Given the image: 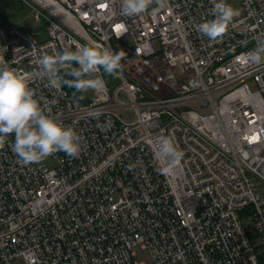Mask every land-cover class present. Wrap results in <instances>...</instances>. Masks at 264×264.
Masks as SVG:
<instances>
[{
  "label": "built area",
  "instance_id": "built-area-1",
  "mask_svg": "<svg viewBox=\"0 0 264 264\" xmlns=\"http://www.w3.org/2000/svg\"><path fill=\"white\" fill-rule=\"evenodd\" d=\"M17 1L44 29L0 25V56L82 151L25 165L14 134L0 143V264H145L136 246L149 264H261L264 63L249 57L264 0H235L242 13L216 39L196 27L214 0H152L134 15L122 0ZM96 44L125 56L115 75L93 74L106 86L90 96L35 75L44 54Z\"/></svg>",
  "mask_w": 264,
  "mask_h": 264
},
{
  "label": "clouds",
  "instance_id": "clouds-1",
  "mask_svg": "<svg viewBox=\"0 0 264 264\" xmlns=\"http://www.w3.org/2000/svg\"><path fill=\"white\" fill-rule=\"evenodd\" d=\"M152 0H122L121 10L125 15L143 12ZM212 19H205L196 27L209 39L222 36L240 10L227 0H214ZM123 51L113 52L103 45H76L74 50L48 55L38 61L39 71L35 75L47 77L50 84L59 86L62 82L60 70L66 69L71 77L70 86L81 92L104 88L105 80L93 75L102 69L106 74L115 75L123 68ZM249 59L256 64L264 63V38H257L256 47ZM75 62V66H73ZM30 81L26 76L11 69L0 56V143L8 134H14L12 150L22 164L39 162L49 155L62 151L71 157H77L82 151L81 136L71 126H64L46 114L35 97ZM98 118V111L91 112ZM111 121H105L103 127H110ZM99 126V125H98ZM160 150L178 161L182 153L165 137L160 142Z\"/></svg>",
  "mask_w": 264,
  "mask_h": 264
},
{
  "label": "rangeland",
  "instance_id": "rangeland-1",
  "mask_svg": "<svg viewBox=\"0 0 264 264\" xmlns=\"http://www.w3.org/2000/svg\"><path fill=\"white\" fill-rule=\"evenodd\" d=\"M228 3H230L234 8H238L240 10L241 15V7L238 1L235 0H227ZM234 17L233 19L240 17ZM10 20L11 22H15L24 29L26 28L29 32L34 33L37 36H40L38 33L40 30L44 29L43 21L36 20V18L33 16V14L30 12V10L25 5H20L17 7H12V12L10 14ZM87 96H90L92 94V90L89 89L85 92ZM258 191L263 193V189L261 186H257ZM245 227L252 228L251 219L247 218L243 221ZM258 243V241H257ZM134 251V258L137 260V262L149 264L150 258L149 254L146 250L142 249L140 246H136L133 249Z\"/></svg>",
  "mask_w": 264,
  "mask_h": 264
},
{
  "label": "trees",
  "instance_id": "trees-1",
  "mask_svg": "<svg viewBox=\"0 0 264 264\" xmlns=\"http://www.w3.org/2000/svg\"><path fill=\"white\" fill-rule=\"evenodd\" d=\"M23 5L17 0H0V25L6 24L9 20V11L12 10V7H17ZM62 84L63 87L69 91L72 95L77 96L79 91L74 87L70 86L68 83L63 81H68L71 79L70 76L67 75V70L61 72ZM259 262L264 264V255H261L259 258Z\"/></svg>",
  "mask_w": 264,
  "mask_h": 264
},
{
  "label": "crops",
  "instance_id": "crops-1",
  "mask_svg": "<svg viewBox=\"0 0 264 264\" xmlns=\"http://www.w3.org/2000/svg\"><path fill=\"white\" fill-rule=\"evenodd\" d=\"M11 12H12V10L11 11H9V21L6 23V24H8V23H13V24H17V23H15V22H11V20H10V14H11ZM4 25V24H3ZM26 29V28H25ZM27 30V29H26Z\"/></svg>",
  "mask_w": 264,
  "mask_h": 264
}]
</instances>
